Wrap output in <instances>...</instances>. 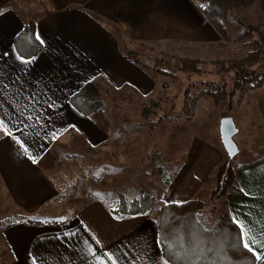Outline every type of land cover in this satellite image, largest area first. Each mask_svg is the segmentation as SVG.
I'll use <instances>...</instances> for the list:
<instances>
[{
  "label": "crops",
  "instance_id": "crops-1",
  "mask_svg": "<svg viewBox=\"0 0 264 264\" xmlns=\"http://www.w3.org/2000/svg\"><path fill=\"white\" fill-rule=\"evenodd\" d=\"M205 1L0 0V116L22 121L9 127L11 137L0 130V222H5L0 226V264H111V254L118 264H161V255L168 259L156 225L160 209L119 214L98 199L82 204L74 216L52 220L51 208L76 184L90 178L105 183L107 175L114 176L104 162L109 133L81 113L72 96L98 78L116 88L146 87V70L124 55L126 42L132 47L163 44L173 52L217 43L221 36L203 14ZM30 19L36 21L44 47L23 63L14 41ZM253 93L256 116L247 120L244 115L240 121L262 133L264 149V86ZM230 117L238 134L236 118ZM219 131L224 150L234 149L225 144L222 127ZM113 153V160L122 158ZM189 154L192 163L173 168L152 191L159 208L200 199L212 189L208 180L224 155L216 149L205 152L206 157ZM93 157L97 161L91 169ZM236 177L241 193L225 196L227 210L244 226L249 243L257 241L256 251L264 252V151L237 163ZM145 255L153 259L146 261ZM256 264H264V258Z\"/></svg>",
  "mask_w": 264,
  "mask_h": 264
},
{
  "label": "rangeland",
  "instance_id": "rangeland-1",
  "mask_svg": "<svg viewBox=\"0 0 264 264\" xmlns=\"http://www.w3.org/2000/svg\"><path fill=\"white\" fill-rule=\"evenodd\" d=\"M25 1L32 3V0ZM240 19L257 24L264 19V9L256 2L242 7L239 12H235L224 21L230 39L220 37L212 46H189L190 48L186 47L183 52H173L158 43L137 44L135 47L127 42L122 44L123 48L135 52L141 63L138 66L146 70L148 82L143 88L138 84H125L116 88L107 80L101 79L105 106L95 112L91 119L103 124L110 135V140L105 143L104 162H109L106 171L113 173L114 176L107 175L105 183L96 184V180L90 178L86 182L76 184L73 189L62 195L58 205L51 208V215L54 218L50 219L74 216L82 204L90 203L92 200L100 199L106 202L108 207L115 209L122 197L131 200L143 193L152 194V191L159 189L157 187L160 180L174 171L173 168L177 166L181 168L182 165L187 167L192 163L193 155L189 153L200 152L203 156L210 149H216L219 155L221 153L224 155L223 160L228 158L229 161H233L235 168L237 163L261 155L264 151L262 133L254 132V127L245 126L246 121H240L244 115L248 117L247 120L256 116L253 91L247 92L242 98L235 96L232 100L226 99L219 104H216L212 97H202L196 100L194 109H191V103L185 99L188 86L195 83L191 91V94H194L203 88L202 81H218L220 78L212 73L215 66L211 63L206 65L209 73L204 75H188L176 69L178 57L212 61L245 54L248 49L242 48V45L234 40L242 30ZM158 68L168 70L169 74L159 72ZM225 80L229 91L235 80L234 73L227 74ZM239 99L242 102H239ZM225 114L235 116L239 126L236 125L239 129L238 134L233 136L234 149L226 147V151L221 144L219 131ZM241 123L244 126H241ZM113 136L118 138L115 139ZM243 138L248 139L249 143H243ZM92 150L95 154L96 149ZM113 152L121 153L122 158L115 156L116 159L113 160L111 158ZM133 153L135 156L131 155ZM93 158L88 160L91 169L97 161L95 157ZM206 161L207 159L203 158V163ZM207 185L212 189L200 197V200L207 201L202 221L206 226H213L218 221V210L222 208L225 197L211 200L216 187L215 174L208 180ZM159 209L158 203L155 202L152 213ZM0 210L4 211L2 208ZM4 223L0 222V226Z\"/></svg>",
  "mask_w": 264,
  "mask_h": 264
},
{
  "label": "trees",
  "instance_id": "trees-1",
  "mask_svg": "<svg viewBox=\"0 0 264 264\" xmlns=\"http://www.w3.org/2000/svg\"><path fill=\"white\" fill-rule=\"evenodd\" d=\"M256 2L264 9V0H208L202 4L206 20L212 24L222 38L230 39L225 20L239 12L244 6ZM242 30L234 38L242 48L248 49L245 54L230 59H214L212 61L199 58L178 57L176 69L188 75H204L208 63L213 64L212 73L220 79L202 81L203 88L191 94L195 83H191L185 91V99L194 109L196 100L212 97L216 104L235 96L242 98L247 92L264 86V19L251 24L240 19ZM37 23L30 19L15 38V47L24 58L37 56L44 45L37 39ZM124 55L137 65L141 63L132 49L122 48ZM159 72L169 74L168 70L158 68ZM233 72L235 80L232 88L227 90L226 75ZM211 73V72H210ZM102 78L88 82L72 96V103L84 115L93 118V114L105 106L102 95ZM239 94V95H238ZM238 95V96H237ZM241 99H239V102ZM230 116L225 114V117ZM233 161L223 160L215 173L216 187L211 200H218L228 194L238 195L241 190L237 184L236 168ZM156 198L143 193L129 200L122 197L114 211L119 214L147 213L155 206ZM216 206L217 203L213 202ZM207 201L193 199L184 203H165L158 212L156 225L159 241L164 255L172 264H185V249L199 247L202 249L196 264H256L254 255L243 248L240 239V227L232 219L223 200L218 221L213 226H206L202 221Z\"/></svg>",
  "mask_w": 264,
  "mask_h": 264
},
{
  "label": "snow or ice",
  "instance_id": "snow-or-ice-1",
  "mask_svg": "<svg viewBox=\"0 0 264 264\" xmlns=\"http://www.w3.org/2000/svg\"><path fill=\"white\" fill-rule=\"evenodd\" d=\"M38 40L40 39L39 35H37L36 37ZM41 43H43V41L41 40ZM20 61L23 63H27V61H25L24 57L21 55L19 57ZM51 106V105H50ZM17 123H22V121H16L14 122L11 119H8L6 116H0V130H2L4 132V134L6 136L11 137L13 135L12 131L9 130V127H15ZM18 131H22V129L17 128ZM55 138V137H53ZM18 142L19 138H17ZM25 151H27V149L25 148ZM231 154V153H230ZM32 158V157H30ZM33 162H35L34 158H33ZM241 229L240 231V239H241V243L243 248H245L246 250H248L250 253H252L255 257V259L257 261L262 260V258H264V252H257L256 249L253 247L254 244L257 243V241L252 240V243H249V239L250 237H248V233L244 230V226L243 225H238ZM158 245H159V241H158ZM264 247V246H262ZM202 252V249H200L199 247H194L192 249H185L184 250V257H180L177 256V259H184L185 260V264H196V260L198 258H200V253ZM144 258L146 259V261L152 260L153 258L150 256H144ZM108 260L111 262V264H118V258L115 257L114 254H111L108 256ZM159 260L161 261V264H169V260L165 259L163 257V255H161L159 257ZM34 264H35V260H34Z\"/></svg>",
  "mask_w": 264,
  "mask_h": 264
},
{
  "label": "water",
  "instance_id": "water-1",
  "mask_svg": "<svg viewBox=\"0 0 264 264\" xmlns=\"http://www.w3.org/2000/svg\"><path fill=\"white\" fill-rule=\"evenodd\" d=\"M236 132L237 129L235 127L233 119L230 116L225 117L222 123V134L224 142L227 146L233 145V136L236 134Z\"/></svg>",
  "mask_w": 264,
  "mask_h": 264
},
{
  "label": "built area",
  "instance_id": "built-area-1",
  "mask_svg": "<svg viewBox=\"0 0 264 264\" xmlns=\"http://www.w3.org/2000/svg\"><path fill=\"white\" fill-rule=\"evenodd\" d=\"M161 208H162V207H161ZM161 208H160V209H161Z\"/></svg>",
  "mask_w": 264,
  "mask_h": 264
}]
</instances>
